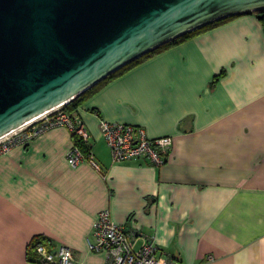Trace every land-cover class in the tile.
<instances>
[{
  "label": "crops",
  "instance_id": "crops-1",
  "mask_svg": "<svg viewBox=\"0 0 264 264\" xmlns=\"http://www.w3.org/2000/svg\"><path fill=\"white\" fill-rule=\"evenodd\" d=\"M71 114L103 175L86 161L67 163L65 126L1 154L0 264H48L31 243L104 264L106 254L87 247L104 208L138 244L152 238L160 257L264 264V30L254 14L152 55ZM101 120L171 137L165 163L112 162Z\"/></svg>",
  "mask_w": 264,
  "mask_h": 264
},
{
  "label": "water",
  "instance_id": "water-1",
  "mask_svg": "<svg viewBox=\"0 0 264 264\" xmlns=\"http://www.w3.org/2000/svg\"><path fill=\"white\" fill-rule=\"evenodd\" d=\"M264 0H0V136L148 51Z\"/></svg>",
  "mask_w": 264,
  "mask_h": 264
},
{
  "label": "built area",
  "instance_id": "built-area-1",
  "mask_svg": "<svg viewBox=\"0 0 264 264\" xmlns=\"http://www.w3.org/2000/svg\"><path fill=\"white\" fill-rule=\"evenodd\" d=\"M56 126L67 127L71 137L74 135L86 146V150L83 151L72 139V145L66 153L67 163L76 166L86 161L103 175L101 165L94 160L90 151L88 133L82 120L64 111L63 105L53 107L0 136V155L13 147L27 144ZM99 131L110 149L112 162L143 159L154 167H160L165 163V157L172 145L171 137L150 138L143 127L131 124L101 120ZM91 236L92 239L87 241V247L90 251L104 252L106 254L104 264H180L177 260L160 257L152 238L143 239L138 244L137 235L117 224L108 208L97 213L92 223ZM29 250L33 251L40 261L48 264H76L71 250L64 245L52 251L42 243H33L29 245Z\"/></svg>",
  "mask_w": 264,
  "mask_h": 264
},
{
  "label": "trees",
  "instance_id": "trees-1",
  "mask_svg": "<svg viewBox=\"0 0 264 264\" xmlns=\"http://www.w3.org/2000/svg\"><path fill=\"white\" fill-rule=\"evenodd\" d=\"M252 13L256 16V18L259 20V22L262 25V28L264 30V9H259V10H255V11H251V12H246V13H240V14H234V15H230L224 18H221L219 20H216L214 22L208 23L206 25H203L199 28H196L192 31L186 32L150 51H148L147 53L143 54L142 56L130 61L129 63L125 64L124 66L120 67L119 69H117L116 71H114L113 73L107 75L106 77H104L103 79H101L100 81H98L96 84L92 85L91 87H89L88 89H86L85 91H83L82 93H80L79 95H77L76 97H74L72 100H70L68 103L63 105V110L66 111L67 113H72L73 111H75V109L82 104V102L84 101V99L92 94L95 90H97L98 88H100V86H102L103 84L107 83L108 81L116 78L117 76L123 74L124 72H126L127 70L131 69L132 67L136 66L137 64L141 63L142 61L146 60L147 58L151 57L152 55L159 53L160 51L169 48L171 46H174L176 44H179L189 38H192L202 32H205L207 30H210L222 23H225L226 21L241 15V14H249ZM217 76L214 77L213 82L216 80ZM212 84V83H211ZM72 139L73 141L79 145V147L85 151L86 150V146L84 145V143L77 137H75L74 135H72ZM33 244V243H31ZM30 244V245H31Z\"/></svg>",
  "mask_w": 264,
  "mask_h": 264
}]
</instances>
